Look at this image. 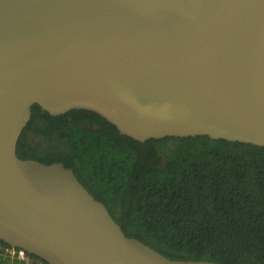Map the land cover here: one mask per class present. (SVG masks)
Masks as SVG:
<instances>
[{
    "label": "water",
    "instance_id": "obj_1",
    "mask_svg": "<svg viewBox=\"0 0 264 264\" xmlns=\"http://www.w3.org/2000/svg\"><path fill=\"white\" fill-rule=\"evenodd\" d=\"M34 105L141 143L264 147V0H0V242L46 264H220L167 258L71 169L20 159Z\"/></svg>",
    "mask_w": 264,
    "mask_h": 264
},
{
    "label": "trees",
    "instance_id": "obj_2",
    "mask_svg": "<svg viewBox=\"0 0 264 264\" xmlns=\"http://www.w3.org/2000/svg\"><path fill=\"white\" fill-rule=\"evenodd\" d=\"M31 110L17 156L71 169L126 236L172 260L264 264V147L206 136L141 143L90 111ZM7 248L0 242V264H26Z\"/></svg>",
    "mask_w": 264,
    "mask_h": 264
},
{
    "label": "built area",
    "instance_id": "obj_3",
    "mask_svg": "<svg viewBox=\"0 0 264 264\" xmlns=\"http://www.w3.org/2000/svg\"><path fill=\"white\" fill-rule=\"evenodd\" d=\"M3 252L11 260L24 261L26 264H31L32 260L23 251L7 248ZM37 264L42 263L38 262Z\"/></svg>",
    "mask_w": 264,
    "mask_h": 264
},
{
    "label": "flooded vegetation",
    "instance_id": "obj_4",
    "mask_svg": "<svg viewBox=\"0 0 264 264\" xmlns=\"http://www.w3.org/2000/svg\"><path fill=\"white\" fill-rule=\"evenodd\" d=\"M31 141H34V137L31 138ZM42 142L41 140H39V143ZM39 261L38 260H33L31 261V264H37Z\"/></svg>",
    "mask_w": 264,
    "mask_h": 264
},
{
    "label": "clouds",
    "instance_id": "obj_5",
    "mask_svg": "<svg viewBox=\"0 0 264 264\" xmlns=\"http://www.w3.org/2000/svg\"><path fill=\"white\" fill-rule=\"evenodd\" d=\"M25 254H26V253H25ZM39 262L42 263L40 260H39ZM42 264H44V263H42Z\"/></svg>",
    "mask_w": 264,
    "mask_h": 264
}]
</instances>
